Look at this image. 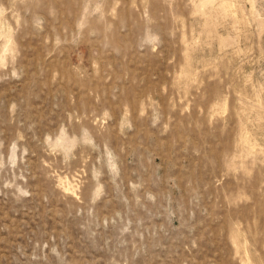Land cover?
Returning <instances> with one entry per match:
<instances>
[{"label": "rangeland", "instance_id": "obj_1", "mask_svg": "<svg viewBox=\"0 0 264 264\" xmlns=\"http://www.w3.org/2000/svg\"><path fill=\"white\" fill-rule=\"evenodd\" d=\"M0 264H264V0H0Z\"/></svg>", "mask_w": 264, "mask_h": 264}]
</instances>
